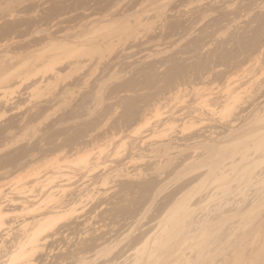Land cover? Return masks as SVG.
<instances>
[{
	"label": "rangeland",
	"instance_id": "obj_1",
	"mask_svg": "<svg viewBox=\"0 0 264 264\" xmlns=\"http://www.w3.org/2000/svg\"><path fill=\"white\" fill-rule=\"evenodd\" d=\"M260 144L264 0H0V264H264Z\"/></svg>",
	"mask_w": 264,
	"mask_h": 264
},
{
	"label": "bare ground",
	"instance_id": "obj_2",
	"mask_svg": "<svg viewBox=\"0 0 264 264\" xmlns=\"http://www.w3.org/2000/svg\"><path fill=\"white\" fill-rule=\"evenodd\" d=\"M261 149H264V144H260V146H259ZM192 209H191V207H189V206H185V207H183V214L181 213V215L179 216V214L180 213H174L173 214V216H172V214L170 215V217H169V219H170V221L172 220V222H173V224L176 226L177 224H179V226H180V230H179V232L182 230H184L185 232H184V237L185 238H187V241H185V242H188V239H190V240H193V239H195V230L193 229V227L194 226H197V228H199V229H197V230H199V232L202 234L203 232H204V229H203V226H204V222H201V221H196V220H192V219H190V221H188V222H186L185 223V218H187V217H191V215H192ZM53 216V215H52ZM53 218V217H52ZM47 221H48V219H46ZM47 221H45L46 223H50L49 221L47 222ZM51 221V220H50ZM166 224L167 223H164L163 225H162V228L163 229H165L166 228ZM41 226H42V228L44 227V226H46V224L45 223H41L40 224ZM41 226H39V229H42V228H40ZM181 231V232H182ZM183 233V232H182ZM168 236H169V238H173L174 237V234H168ZM184 239V238H183ZM183 239H182V241H183ZM185 240V239H184ZM181 241L180 240H177L176 239V245H181V243H180ZM167 244L168 243H162L161 244V247H166L167 246ZM207 245H208V241H206V242H200L199 244H194V246H197L198 247V249H199V251L198 252H200V254L202 255H204L205 254V256H206V251H205V248L207 247ZM193 246V245H192ZM23 248V247H22ZM21 247H20V249H19V251L16 253V254H14L13 255V257L12 258H14V259H17V258H20V257H22L23 256V254H24V252L22 251L23 249H22ZM172 248V247H171ZM177 248V250H173L174 252H176V251H178V249H180V247H176ZM171 250V249H170ZM205 252V253H204ZM202 255V256H203ZM205 256H203L204 258H206L207 259V257H205ZM209 256V255H208ZM201 257V256H200ZM202 259V258H201ZM200 259V260H201ZM213 259V258H212ZM200 260H198V261H200ZM203 260V259H202ZM210 260V259H209ZM205 261H207V260H203V262H205ZM201 262V261H200ZM203 262H201V263H203ZM209 263H210V261H208ZM197 263V261L195 262V264ZM200 263V264H201ZM173 264H177V262H174ZM197 264H199V263H197ZM203 264H206V262L205 263H203ZM259 264H261V263H259Z\"/></svg>",
	"mask_w": 264,
	"mask_h": 264
}]
</instances>
